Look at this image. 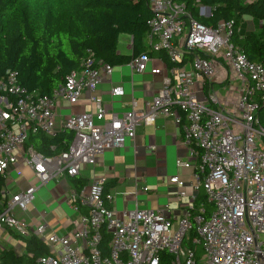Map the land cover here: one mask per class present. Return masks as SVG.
I'll return each instance as SVG.
<instances>
[{
    "label": "built area",
    "instance_id": "1",
    "mask_svg": "<svg viewBox=\"0 0 264 264\" xmlns=\"http://www.w3.org/2000/svg\"><path fill=\"white\" fill-rule=\"evenodd\" d=\"M150 6L146 45L164 51L172 65L160 56L162 65L151 66L153 57L147 52L134 56L127 63L133 71L161 74L163 84L150 99H133L122 114H110L99 94L116 66L93 53L52 96L27 92L15 71L0 77V180H7L19 160L34 179L16 193L3 188L0 239L7 244L40 238L49 253L37 264H161L165 251L171 264H264V61L250 60L234 42L242 34L234 19L210 26L196 20L179 0H150ZM199 13L208 17L212 7L209 12L201 5ZM228 90L232 95L222 99ZM86 91L95 110L68 115L58 124L61 101L78 103ZM111 94L123 97L125 88L115 86ZM167 116L183 128L192 157L177 160V166L194 167L193 195L182 215H173L168 205L118 211L110 206L115 195L105 190L107 177L99 175L89 185H69L68 202L78 217L71 234L54 230L45 216L36 221L20 216L51 180L70 179L83 166H96L105 151L135 138L138 126ZM66 128L74 132L67 150L45 155L27 145L31 133L55 135ZM170 180L179 188L184 184L178 175ZM177 196L181 201L187 191L179 189ZM105 234L109 241L103 244Z\"/></svg>",
    "mask_w": 264,
    "mask_h": 264
},
{
    "label": "trees",
    "instance_id": "2",
    "mask_svg": "<svg viewBox=\"0 0 264 264\" xmlns=\"http://www.w3.org/2000/svg\"><path fill=\"white\" fill-rule=\"evenodd\" d=\"M193 17L202 24L216 25L234 19L239 26L244 16L260 21L261 30L236 35L234 42L241 45L252 61H264V0H179ZM201 5L212 7V15H200ZM153 16L150 0H0V77L15 71L19 83L29 93L52 96L55 89L67 81L73 70H80L82 60L93 53L98 59L120 66L143 52H154L146 45L149 20ZM132 36V53L118 50L120 35ZM15 101L16 96L9 95ZM260 109L264 111V106ZM74 137L70 129L55 135L39 131L31 133L27 145L38 152L55 155L67 150ZM76 182V181H75ZM83 187L84 180L77 181ZM5 186L0 180V196ZM211 208L212 204L206 202ZM196 233L195 230L191 235ZM109 235H104V243ZM25 252L12 248L0 249V264H37L49 253L48 246L32 235L24 237ZM171 254L162 252L161 264H171Z\"/></svg>",
    "mask_w": 264,
    "mask_h": 264
},
{
    "label": "crops",
    "instance_id": "3",
    "mask_svg": "<svg viewBox=\"0 0 264 264\" xmlns=\"http://www.w3.org/2000/svg\"><path fill=\"white\" fill-rule=\"evenodd\" d=\"M239 26L243 31L242 24ZM255 26V19L247 21L249 31L254 30ZM121 36L122 34L120 38ZM129 48L132 53V36ZM151 56L153 57L151 66L160 67L162 63L159 58L163 55L155 53ZM162 84L161 74L154 75L150 70L136 73L128 64H124L116 66L114 73L104 78L99 87V94L110 114L113 112L122 114L129 109L133 99L139 102L150 99ZM118 85L125 88L123 97H113L111 94L112 88ZM89 95L86 91L84 97L75 104L62 100L56 110L57 123L61 124L68 115L95 110ZM190 158H192L190 150L184 143L183 128L176 123L173 116L161 117L154 125L138 126L135 138L128 139L122 147L105 151L99 156L96 166H83L79 175L66 178L65 181L57 180L63 188L59 196L52 194V198L48 200V207L44 205V208L40 209L34 202L29 212L20 216L33 221L45 216L54 230L71 234L77 227L78 217L68 202L69 185L72 183L77 186V181L81 179L84 180V185H89L91 180L99 175L107 177L105 190L113 191L115 195L110 206L118 211L137 205L154 209L168 205L173 215H182L193 195L191 185L194 182V167H179L177 160ZM174 175H178L184 183L180 188L170 180ZM33 181V171L19 160L10 168L4 189L16 193ZM144 186H148L149 191H143ZM179 189L187 191V196L181 201L177 196ZM17 243L15 242L16 247Z\"/></svg>",
    "mask_w": 264,
    "mask_h": 264
},
{
    "label": "rangeland",
    "instance_id": "4",
    "mask_svg": "<svg viewBox=\"0 0 264 264\" xmlns=\"http://www.w3.org/2000/svg\"><path fill=\"white\" fill-rule=\"evenodd\" d=\"M254 19L252 16H244L242 19V29H243V33L248 32V28H247V21L248 20H252ZM254 21V20H253ZM255 29H251L250 31H257L259 32L261 30L260 28V21L258 19H255ZM131 44V36L130 34L127 33H123L121 38L119 39V43H118V50L121 53H126L129 54L131 53V49L129 48V45ZM218 84H216V87L218 88ZM232 95V91H225L222 92L221 94V98H226L227 96H231ZM65 181L66 178L65 177H60L57 178L56 180H51L47 185L43 186L38 192H36V197L34 202L36 203V205H38V207L44 208V205H46L48 207V200L52 198V194L59 196L63 186L58 182V181ZM50 190V192H48ZM48 192V193H47ZM204 190H201V194H203ZM31 207V206H30ZM49 209V208H48ZM15 242L17 243V248L16 250L18 252L24 253L25 250V242L18 240V239H14L13 244L12 243H7L5 242L4 238L0 239V245L1 246H6L7 248H10L11 245L16 246ZM14 249V248H13ZM15 250V249H14ZM15 250V251H16ZM203 253V249L202 247H199L198 249V256H200Z\"/></svg>",
    "mask_w": 264,
    "mask_h": 264
},
{
    "label": "water",
    "instance_id": "5",
    "mask_svg": "<svg viewBox=\"0 0 264 264\" xmlns=\"http://www.w3.org/2000/svg\"><path fill=\"white\" fill-rule=\"evenodd\" d=\"M208 7V9H209V12H211V7L210 6H207ZM210 14V13H209Z\"/></svg>",
    "mask_w": 264,
    "mask_h": 264
}]
</instances>
